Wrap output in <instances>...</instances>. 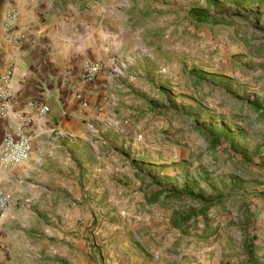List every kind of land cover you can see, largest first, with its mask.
<instances>
[{
  "label": "rangeland",
  "instance_id": "374dc122",
  "mask_svg": "<svg viewBox=\"0 0 264 264\" xmlns=\"http://www.w3.org/2000/svg\"><path fill=\"white\" fill-rule=\"evenodd\" d=\"M70 4L119 62L94 207L25 214L0 264H264V0Z\"/></svg>",
  "mask_w": 264,
  "mask_h": 264
},
{
  "label": "crops",
  "instance_id": "0c3cea01",
  "mask_svg": "<svg viewBox=\"0 0 264 264\" xmlns=\"http://www.w3.org/2000/svg\"><path fill=\"white\" fill-rule=\"evenodd\" d=\"M10 5L18 11L17 31L25 36L17 50L4 38L3 18ZM95 14L93 10L73 11L70 0H0V71L10 55L17 58L12 80L17 94L11 112L26 109L32 101L49 107L47 114L33 118L28 160L0 168V189L11 196L0 219V250H6L8 256L16 238L13 230L25 228V214H57L64 208V198L67 208L78 207L79 202L94 207L93 199L87 198L93 194L95 178L90 166L94 128L103 131L117 107L114 82L120 75L119 62L108 59L112 53L109 30L96 25ZM87 59L101 60L106 68L93 84L84 86L80 76ZM77 88L83 90L88 107L80 104ZM99 93H107L111 99L101 111L95 108ZM10 121L0 118V142ZM102 162L103 158L98 160Z\"/></svg>",
  "mask_w": 264,
  "mask_h": 264
},
{
  "label": "built area",
  "instance_id": "2783aa9c",
  "mask_svg": "<svg viewBox=\"0 0 264 264\" xmlns=\"http://www.w3.org/2000/svg\"><path fill=\"white\" fill-rule=\"evenodd\" d=\"M18 11L15 6L10 5L3 18L4 38L7 39L17 50L21 49L25 36L17 31L16 24ZM16 55H10L0 71V118L11 121L5 130L0 142V168L7 169L28 160L31 154V126L34 116H44L49 112V107L37 101L30 102L26 109L19 112H11L15 103L16 90L12 86L13 76L16 71ZM106 68L105 62L101 60H84L80 82L82 85L93 84L97 76ZM99 91V90H98ZM83 90L77 88L76 97L82 107H88V102L82 96ZM100 92V91H99ZM99 99L95 108L103 110L111 99L107 93H99ZM11 202L10 194L0 189V219L6 212Z\"/></svg>",
  "mask_w": 264,
  "mask_h": 264
},
{
  "label": "trees",
  "instance_id": "16d2710c",
  "mask_svg": "<svg viewBox=\"0 0 264 264\" xmlns=\"http://www.w3.org/2000/svg\"><path fill=\"white\" fill-rule=\"evenodd\" d=\"M191 16H192L193 18L197 19V21H198L199 23H207V22H206V21H207V18H202V17L196 15L195 13H192ZM204 19H205V20H204ZM207 135H208L207 137H208L209 143L215 146V145L218 143V140H219L220 138H219V137L216 138V136L212 135L211 133H208ZM160 195H161L160 192H156V193L151 194V195L148 196V198H147L148 203H149V204H155V203L158 201Z\"/></svg>",
  "mask_w": 264,
  "mask_h": 264
}]
</instances>
